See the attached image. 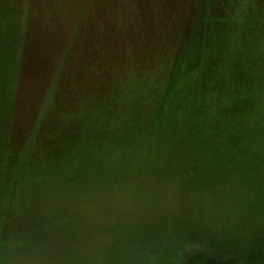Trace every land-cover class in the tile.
Listing matches in <instances>:
<instances>
[{
    "label": "rangeland",
    "instance_id": "1",
    "mask_svg": "<svg viewBox=\"0 0 264 264\" xmlns=\"http://www.w3.org/2000/svg\"><path fill=\"white\" fill-rule=\"evenodd\" d=\"M165 24L162 109L87 96ZM0 264H264V0H0Z\"/></svg>",
    "mask_w": 264,
    "mask_h": 264
},
{
    "label": "trees",
    "instance_id": "2",
    "mask_svg": "<svg viewBox=\"0 0 264 264\" xmlns=\"http://www.w3.org/2000/svg\"><path fill=\"white\" fill-rule=\"evenodd\" d=\"M218 24L221 27H223L222 25H226L219 22L217 25ZM166 27L167 25L165 24L161 30L160 37L156 42L153 39L152 52L150 53L148 51L150 53L149 61V53L146 52V50H143L142 54H140L141 56L135 60L137 68L134 72L127 68H124L123 70L120 69L121 72L117 69H111V71L113 70L114 72H118L120 77L116 78L115 82L109 83L103 81V83H99L98 86L91 90L87 96L89 97V95L95 91L105 90L112 92L119 91L121 89V92H118L120 96L116 93L117 96L114 97V101L117 102L118 107L124 111L121 114L125 116L126 110H130L132 108L131 103L134 107H138L135 112L137 120H148V117L150 115L152 116V113L155 115L158 110L162 109L160 100L162 98L164 87L167 88L170 86L168 92L172 91L174 88L171 83L173 79L178 76L181 64H184L185 62L191 63L192 60H194L193 55H191L192 59L190 61L182 56L181 53H183L182 51L186 47H189V45L193 43L196 36L193 32L189 34L190 37L183 33L184 43L186 44H184L185 47H183L182 50H179L177 49V40L180 32L177 31L178 29L175 30V33L173 34L174 39L172 40L169 37L172 33L169 32L170 27H168L169 30H165ZM169 44L171 46H169ZM129 76L132 78L129 79ZM132 81L133 83H131ZM124 90H126V92ZM178 99H180V97H178ZM106 104L108 103L105 102L102 109L103 112H107L112 109L110 105ZM123 107H125V109H122Z\"/></svg>",
    "mask_w": 264,
    "mask_h": 264
}]
</instances>
